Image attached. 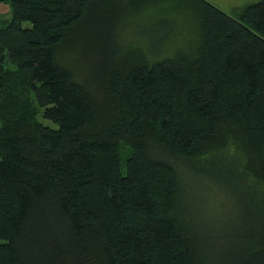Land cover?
Here are the masks:
<instances>
[{"label": "trees", "instance_id": "16d2710c", "mask_svg": "<svg viewBox=\"0 0 264 264\" xmlns=\"http://www.w3.org/2000/svg\"><path fill=\"white\" fill-rule=\"evenodd\" d=\"M4 1L0 264H264V0L236 17L208 0ZM132 20L159 37L122 45ZM218 159L258 210L228 258L181 203L178 167Z\"/></svg>", "mask_w": 264, "mask_h": 264}, {"label": "rangeland", "instance_id": "374dc122", "mask_svg": "<svg viewBox=\"0 0 264 264\" xmlns=\"http://www.w3.org/2000/svg\"><path fill=\"white\" fill-rule=\"evenodd\" d=\"M208 1L230 16L236 17L243 7L263 0ZM7 6L10 10V4L7 3ZM140 13L142 14L144 11H140ZM9 15L10 11L7 13V16ZM135 21L132 20L131 26H124L120 32L119 39L122 45H127V43H145L147 45V39L152 33L154 38L159 37L158 34H155L158 32L157 28L145 24L139 25ZM182 44V36H174L167 43L169 52L174 51ZM71 58L74 60L76 57H70L69 61ZM86 72L87 69L84 71V75ZM75 74L77 80H84L80 69L77 68ZM44 123L51 125L48 121H44ZM161 159L171 160L176 164L172 157L162 156ZM197 164L200 165L194 166L190 162L178 167L182 189L181 203L188 205L185 206L193 219L195 231L198 232L202 241L207 243V247H210L208 248L210 254L223 255L224 258L231 257L235 248L241 247V242L250 230L248 228L252 224L251 221L257 219L255 215L258 210L254 208L249 191H246L247 182L237 176L238 172L235 169L238 166L236 164L232 166L228 164V161L221 159L213 164L211 162Z\"/></svg>", "mask_w": 264, "mask_h": 264}, {"label": "crops", "instance_id": "0c3cea01", "mask_svg": "<svg viewBox=\"0 0 264 264\" xmlns=\"http://www.w3.org/2000/svg\"><path fill=\"white\" fill-rule=\"evenodd\" d=\"M9 8L7 6V3L4 0H0V15H5L7 16Z\"/></svg>", "mask_w": 264, "mask_h": 264}]
</instances>
